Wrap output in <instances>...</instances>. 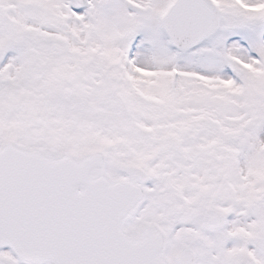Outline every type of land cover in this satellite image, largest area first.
Here are the masks:
<instances>
[{"label": "snow or ice", "instance_id": "obj_1", "mask_svg": "<svg viewBox=\"0 0 264 264\" xmlns=\"http://www.w3.org/2000/svg\"><path fill=\"white\" fill-rule=\"evenodd\" d=\"M0 264H264V0H0Z\"/></svg>", "mask_w": 264, "mask_h": 264}]
</instances>
